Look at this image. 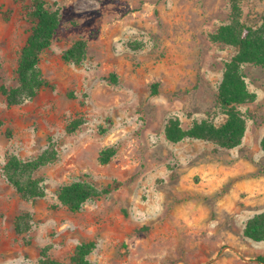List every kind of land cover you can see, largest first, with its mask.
Here are the masks:
<instances>
[{
	"label": "rangeland",
	"instance_id": "1",
	"mask_svg": "<svg viewBox=\"0 0 264 264\" xmlns=\"http://www.w3.org/2000/svg\"><path fill=\"white\" fill-rule=\"evenodd\" d=\"M31 1L0 0V85L8 88L18 85ZM234 1L49 0L60 18L39 65L50 87L17 107L0 94V264H38L45 246L71 264L88 241L95 264H264V241L244 234L264 211V69L245 68L253 103L224 108L217 97L236 51L212 41L234 21L264 37V0ZM77 39L87 42L80 67L62 59ZM232 113L245 123L233 149L166 138L170 121L221 127ZM50 140L57 159L35 174L46 196L23 201L4 175L5 156L34 159ZM109 148L116 155L103 165ZM81 179L110 193L72 213L59 189ZM24 213L31 229L20 235L15 218Z\"/></svg>",
	"mask_w": 264,
	"mask_h": 264
},
{
	"label": "trees",
	"instance_id": "2",
	"mask_svg": "<svg viewBox=\"0 0 264 264\" xmlns=\"http://www.w3.org/2000/svg\"><path fill=\"white\" fill-rule=\"evenodd\" d=\"M238 6L237 0L233 8ZM26 15L31 23L26 43L21 49L17 61L16 87L8 88L0 85V94L6 99L8 106H21L25 100L34 99L40 90L50 87L49 82L42 78L39 69L43 53L52 44L53 38L59 28L60 18L57 10L49 6V0H32L26 6ZM243 24L234 21L232 24L222 26L212 41L234 47L236 54L226 64L223 82L218 93V103L228 110L235 106L253 103L256 95L250 93L246 82V67L264 69V37L259 33L247 29ZM264 35V31L261 32ZM87 42L77 39L73 45L63 53L62 59L80 67L87 58ZM157 86L154 87L156 91ZM232 120L226 125L216 127L209 123H196L189 130L182 129L176 122L170 121L167 126L166 138L173 143L185 139H196L212 142L222 149H233L241 144L245 133V123L238 113L233 114ZM248 116L257 121V116L249 111ZM84 124L83 119L72 121L67 127L68 134L76 132ZM115 148H109L101 153L99 162L107 164L115 155ZM3 168L7 181L16 189L20 198L26 202H35L44 199L46 192L42 179L36 177V172L42 167L52 164L57 159L55 143L50 140L48 148L38 157L31 160H22L13 153H7ZM110 193L109 188H100L93 181L81 179L59 189L58 199L62 206L72 213L81 211L82 206L89 200L101 199ZM30 215L24 213L15 218V229L20 235L30 232ZM147 228L137 230L143 233ZM245 236L253 242L264 241V211L248 221ZM30 243V240H28ZM96 248L94 241L79 244L71 258V264H95L88 257ZM50 246L40 251L38 264H62L50 255ZM264 262V258H259Z\"/></svg>",
	"mask_w": 264,
	"mask_h": 264
}]
</instances>
